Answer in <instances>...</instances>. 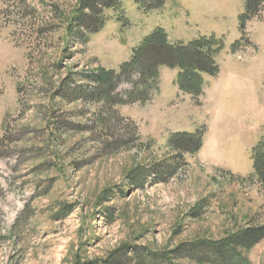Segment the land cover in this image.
Listing matches in <instances>:
<instances>
[{
  "label": "rangeland",
  "instance_id": "obj_1",
  "mask_svg": "<svg viewBox=\"0 0 264 264\" xmlns=\"http://www.w3.org/2000/svg\"><path fill=\"white\" fill-rule=\"evenodd\" d=\"M83 1L0 0V264H164L263 227L264 3L243 24L247 0H121L92 33L75 22ZM157 29L171 45L222 41L202 93L161 66L96 95L94 76L120 74ZM243 253L264 264V239Z\"/></svg>",
  "mask_w": 264,
  "mask_h": 264
},
{
  "label": "trees",
  "instance_id": "obj_2",
  "mask_svg": "<svg viewBox=\"0 0 264 264\" xmlns=\"http://www.w3.org/2000/svg\"><path fill=\"white\" fill-rule=\"evenodd\" d=\"M121 0H84L81 3V11L75 22L80 28L95 33L101 30L105 24L102 16V8L116 7ZM141 5L152 2L153 8H159L165 0H136ZM264 0H247L245 20L256 15L260 11V5ZM89 9L93 14L89 19L84 13ZM222 41L214 37H203L190 42L189 44L179 43L171 45L167 34L163 29H157L150 36L144 39L140 48L136 51L132 60L122 66L120 74L114 71L100 70L97 76H94L95 82L99 85L96 90L98 96H104L110 100L111 94L115 91L118 83L126 74L139 71L141 74V83L146 84L158 75V69L161 66L170 68H179L180 87L190 93L199 95L204 86L202 74L215 76L219 68L215 62V56L223 48ZM95 92V93H96ZM183 138L178 139L176 144L179 147H192L198 150L201 146V136L199 135H179ZM4 146V139H0V154ZM187 148V147H186ZM252 157L255 161V169L264 182V141L259 143L252 150ZM136 181H133L135 184ZM264 239V226L247 228L237 235L221 242L202 241L191 245L177 247L170 253L161 254L164 264H175L173 258H187L197 263L205 264H250L244 250L251 249L255 244ZM136 254L138 251L135 252ZM140 254V253H139ZM174 256V257H173ZM143 263V261H142ZM95 264V263H94Z\"/></svg>",
  "mask_w": 264,
  "mask_h": 264
}]
</instances>
